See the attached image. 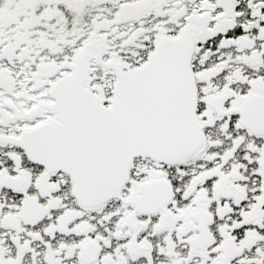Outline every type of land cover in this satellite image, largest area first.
<instances>
[{
	"label": "snow or ice",
	"instance_id": "obj_1",
	"mask_svg": "<svg viewBox=\"0 0 264 264\" xmlns=\"http://www.w3.org/2000/svg\"><path fill=\"white\" fill-rule=\"evenodd\" d=\"M0 264H264V0H0Z\"/></svg>",
	"mask_w": 264,
	"mask_h": 264
}]
</instances>
